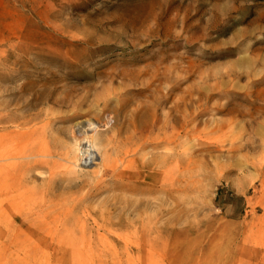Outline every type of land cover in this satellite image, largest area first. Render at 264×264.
Masks as SVG:
<instances>
[{"label":"rangeland","instance_id":"1","mask_svg":"<svg viewBox=\"0 0 264 264\" xmlns=\"http://www.w3.org/2000/svg\"><path fill=\"white\" fill-rule=\"evenodd\" d=\"M17 1L0 264H264V0Z\"/></svg>","mask_w":264,"mask_h":264},{"label":"bare ground","instance_id":"2","mask_svg":"<svg viewBox=\"0 0 264 264\" xmlns=\"http://www.w3.org/2000/svg\"><path fill=\"white\" fill-rule=\"evenodd\" d=\"M90 143H91V140L87 139V137H84L82 139V141L80 142L79 148L77 149V151H75V153L77 152L80 155V158L78 160L77 158L73 160L72 165L74 167L79 168V169H82L83 167H89V166L91 167V163L94 162L95 156H94L93 150L91 149ZM133 213H135V211ZM41 240L55 242L54 238H51L50 240L46 238H41Z\"/></svg>","mask_w":264,"mask_h":264},{"label":"crops","instance_id":"3","mask_svg":"<svg viewBox=\"0 0 264 264\" xmlns=\"http://www.w3.org/2000/svg\"><path fill=\"white\" fill-rule=\"evenodd\" d=\"M17 2V0H0V7L18 6ZM0 32L4 33L3 29H0Z\"/></svg>","mask_w":264,"mask_h":264}]
</instances>
